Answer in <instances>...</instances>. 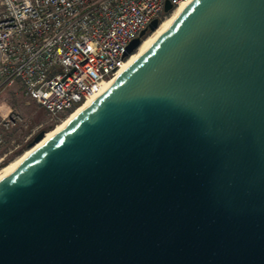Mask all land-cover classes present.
Instances as JSON below:
<instances>
[{
  "label": "water",
  "instance_id": "water-1",
  "mask_svg": "<svg viewBox=\"0 0 264 264\" xmlns=\"http://www.w3.org/2000/svg\"><path fill=\"white\" fill-rule=\"evenodd\" d=\"M0 264H264V0H193L0 179Z\"/></svg>",
  "mask_w": 264,
  "mask_h": 264
},
{
  "label": "built area",
  "instance_id": "built-area-1",
  "mask_svg": "<svg viewBox=\"0 0 264 264\" xmlns=\"http://www.w3.org/2000/svg\"><path fill=\"white\" fill-rule=\"evenodd\" d=\"M167 1L174 10L193 2L0 0V94L20 86L61 120L129 68L130 44L166 17ZM20 122L17 113L2 115L0 146Z\"/></svg>",
  "mask_w": 264,
  "mask_h": 264
},
{
  "label": "rangeland",
  "instance_id": "rangeland-1",
  "mask_svg": "<svg viewBox=\"0 0 264 264\" xmlns=\"http://www.w3.org/2000/svg\"><path fill=\"white\" fill-rule=\"evenodd\" d=\"M8 112L19 114L21 122L15 130L6 134L5 142L0 146V159H3L0 169L27 151L42 132L48 133L60 123V120L52 118L42 106L27 98L20 86L0 94V119Z\"/></svg>",
  "mask_w": 264,
  "mask_h": 264
},
{
  "label": "bare ground",
  "instance_id": "bare-ground-1",
  "mask_svg": "<svg viewBox=\"0 0 264 264\" xmlns=\"http://www.w3.org/2000/svg\"><path fill=\"white\" fill-rule=\"evenodd\" d=\"M184 10L183 7L176 8L169 16L165 17L161 20V24L159 28L154 31L153 33L149 34L146 38H144L141 46L128 58L127 66H131L144 52H146L150 46L171 26V24L174 22V20L179 16V14ZM114 80L107 82L104 84L102 90L100 93L95 95L94 97L90 98L87 102L81 104L80 106L73 109L71 112L68 113L67 116H65L64 119L60 120V123L56 125V127L48 132L42 142L37 144L32 149H28L25 151L22 155H20L18 158L7 164L6 166H3L0 169V179L8 175L10 172L14 171L20 164L23 162V160L31 154L36 148L41 146L43 143L54 137L56 134H58L65 126L73 119L75 118L80 112H82L85 108H87L93 101L96 100L100 96V94H103L113 83Z\"/></svg>",
  "mask_w": 264,
  "mask_h": 264
},
{
  "label": "trees",
  "instance_id": "trees-1",
  "mask_svg": "<svg viewBox=\"0 0 264 264\" xmlns=\"http://www.w3.org/2000/svg\"><path fill=\"white\" fill-rule=\"evenodd\" d=\"M169 14H167V16H168ZM53 130V129H52ZM50 132V131H49ZM6 166V165H5Z\"/></svg>",
  "mask_w": 264,
  "mask_h": 264
}]
</instances>
